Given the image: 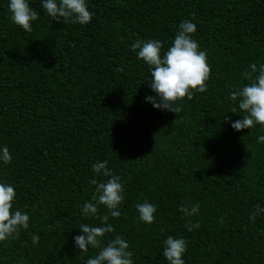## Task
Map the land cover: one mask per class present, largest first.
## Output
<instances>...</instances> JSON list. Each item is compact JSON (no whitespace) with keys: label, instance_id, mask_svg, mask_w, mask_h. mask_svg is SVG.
I'll return each instance as SVG.
<instances>
[{"label":"trees","instance_id":"16d2710c","mask_svg":"<svg viewBox=\"0 0 264 264\" xmlns=\"http://www.w3.org/2000/svg\"><path fill=\"white\" fill-rule=\"evenodd\" d=\"M28 2L39 14L31 33L0 0V149L12 156L0 160V183L30 217L18 239L0 243V264H86L97 254L80 252L74 237L81 224L100 225L82 207L95 203L90 181L109 179L91 167L105 160L124 186L105 243L123 237L133 264H168V236L186 240L184 264H264V213L249 219L264 207V129L237 132L231 122L243 113L230 112L231 92L249 83L242 73L264 64V0H86V25L58 23L43 0ZM184 20L196 25L211 74L175 114L146 100L156 95L151 74L131 44L160 40L163 55ZM145 201L157 209L151 225L136 210ZM197 202L196 215L179 211ZM189 222L200 227L189 232Z\"/></svg>","mask_w":264,"mask_h":264},{"label":"clouds","instance_id":"9594fccd","mask_svg":"<svg viewBox=\"0 0 264 264\" xmlns=\"http://www.w3.org/2000/svg\"><path fill=\"white\" fill-rule=\"evenodd\" d=\"M42 7L52 20L63 23L88 24L93 13L88 10L86 0H43ZM10 19L13 24L23 29L26 33L33 31L32 22L39 18L28 0H10L8 4ZM196 33V25L189 20H184L178 25L172 45L161 54L163 44L160 40H148L147 42L137 40L131 44V50L137 54L138 59L143 61L149 69L151 80L149 86L156 94L155 97H146L153 108L173 113H179L181 102L187 98L192 100L195 93L207 91V82L210 78L211 68L207 60V51L200 50L198 42L193 39ZM250 71L242 73V77L249 83L233 90L230 100L237 107H232L230 112L243 113L242 119L231 122V127L239 132L244 129H252L259 125L264 129V64L257 66L256 63L249 65ZM118 71H123V67ZM241 116V115H240ZM227 120L228 117H225ZM257 143H264V135L257 138ZM0 160L9 164L12 156L7 146L0 149ZM108 161L94 163L93 173L97 176L108 177L106 182H98L92 179L91 184L95 185V194L92 202H85L82 207L84 217H91L99 220V226L81 224L79 226L82 235L74 237V243L80 252L87 253L89 248L98 250L97 254L87 259L86 264H133L134 252L130 251L129 243L121 236L107 240L106 234L115 230L109 223V216L119 218L120 205L124 202V186L122 178L114 175L107 167ZM16 191L13 186L0 183V243L8 240L18 239L21 230L29 228V215L23 210H14ZM108 209V214L99 216V206ZM200 208L199 202L194 206L181 207L179 211L186 216H194ZM139 220L151 225L155 221L156 206L145 201L136 205ZM264 213V207L257 204L249 217L255 221L257 216ZM223 223V220L220 221ZM199 222L187 225L188 231L198 229ZM40 237L32 236L34 245L38 244ZM163 257L168 264H184L182 259L187 249V242L183 238L168 236L164 242Z\"/></svg>","mask_w":264,"mask_h":264}]
</instances>
